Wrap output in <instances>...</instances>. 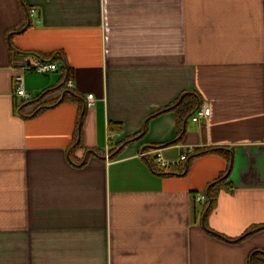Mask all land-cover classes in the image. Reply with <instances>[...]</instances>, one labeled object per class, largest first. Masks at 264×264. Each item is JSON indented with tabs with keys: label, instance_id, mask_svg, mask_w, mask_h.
I'll return each mask as SVG.
<instances>
[{
	"label": "crops",
	"instance_id": "obj_1",
	"mask_svg": "<svg viewBox=\"0 0 264 264\" xmlns=\"http://www.w3.org/2000/svg\"><path fill=\"white\" fill-rule=\"evenodd\" d=\"M31 55L58 68L37 72ZM184 92L211 114L180 126L168 106ZM207 148H232L233 189L206 216L218 234L197 197L228 160L193 156ZM158 149L188 159L165 173ZM255 251L264 0H0V264H250Z\"/></svg>",
	"mask_w": 264,
	"mask_h": 264
},
{
	"label": "trees",
	"instance_id": "obj_2",
	"mask_svg": "<svg viewBox=\"0 0 264 264\" xmlns=\"http://www.w3.org/2000/svg\"><path fill=\"white\" fill-rule=\"evenodd\" d=\"M55 58H56V56L53 57L52 60H55ZM69 77H70V74L68 73L64 77L65 82L63 84H61V86H64V84L68 81ZM50 90H52V89H50ZM50 90L44 91L43 93L36 96L35 99L40 100ZM64 92H65L64 93L65 95L63 97V100H65L68 95H73V98H76L77 100H79L78 96H76L74 94V91H72L71 89L65 90ZM70 92L72 94H70ZM55 103L56 104L59 103L58 100H56ZM197 104H198V96L195 92H184L178 99H176L170 106H168V108L170 107V109H176V111L179 113V124H180V126H183L185 119L187 117H190L191 115H193V113L197 109ZM80 107H81L80 115L82 116V120H83L85 112H86L87 104H85V105L82 104ZM163 110L164 109H160L159 111H163ZM181 130H182V127H181ZM130 139H131V137H127V138L123 139L122 141L118 142L117 144H115V145L113 144L111 149H110L111 156L112 157L117 156L124 146L121 147L120 149H118V148L122 144L128 143ZM208 151L220 152L222 155H224L227 158L228 166H227V169L222 174H220L216 179L213 180V182H210L207 186V189H206L207 200L204 204L205 225H206V216H207L208 212H210L217 204V199H218V194H219L220 188L225 187V188H228L230 190L233 189V186H232L231 182L229 181V176H230V172H231V168H232V159H231L232 148L230 150H227L225 148H207V149H203V150H199V151H198V149H196V152L193 154V156L199 155L201 153L208 152ZM175 171L176 170H171L168 172L163 171V172L172 173ZM260 227L261 226H252V228L247 229L246 232L241 237L248 235L253 230H256ZM206 229L209 232H214V233L218 234L217 232H215V231L211 230L209 227H207V225H206ZM221 237L224 238V236H222V235H221ZM249 263L250 264H264V251L252 252L250 255V258H249Z\"/></svg>",
	"mask_w": 264,
	"mask_h": 264
},
{
	"label": "built area",
	"instance_id": "obj_3",
	"mask_svg": "<svg viewBox=\"0 0 264 264\" xmlns=\"http://www.w3.org/2000/svg\"><path fill=\"white\" fill-rule=\"evenodd\" d=\"M32 57L29 60L28 67L34 69L37 72L47 73L54 71L58 68V65L56 62L45 60L37 55H31ZM15 81L17 83L16 87V93L18 96L21 97L22 100H26L31 97V95L26 92L24 88V75L22 73L17 74L15 76ZM68 87H73V82L71 79H68L67 81ZM88 106H92L94 104L93 94L90 93L87 95V103ZM211 114V108L207 104H204L201 108H198L194 114L192 115V118L194 120H201L203 118L208 117ZM148 152L142 151L141 155H147ZM188 159V151L182 150V153L179 155L176 159H167L163 155L160 149L157 150L155 161L158 164V167L161 171H171V170H178L182 167V164L185 160ZM198 200L205 202L207 199V196L205 193H201L198 195Z\"/></svg>",
	"mask_w": 264,
	"mask_h": 264
},
{
	"label": "water",
	"instance_id": "obj_4",
	"mask_svg": "<svg viewBox=\"0 0 264 264\" xmlns=\"http://www.w3.org/2000/svg\"><path fill=\"white\" fill-rule=\"evenodd\" d=\"M64 93L65 92H63V94H62V97H63V95H64ZM62 99V98H61ZM188 118V117H187ZM187 118L185 119V122H184V124L186 123V121H187ZM124 144H122L118 149H120L122 146H123Z\"/></svg>",
	"mask_w": 264,
	"mask_h": 264
}]
</instances>
